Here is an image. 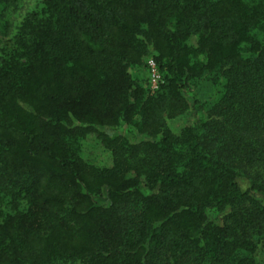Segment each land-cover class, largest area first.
<instances>
[{
    "label": "trees",
    "instance_id": "16d2710c",
    "mask_svg": "<svg viewBox=\"0 0 264 264\" xmlns=\"http://www.w3.org/2000/svg\"><path fill=\"white\" fill-rule=\"evenodd\" d=\"M24 1L0 0V264H260L264 0H41L16 21ZM149 55L155 95L132 72ZM206 73L224 93L174 132ZM121 125L147 140L100 130ZM93 134L109 167L73 151Z\"/></svg>",
    "mask_w": 264,
    "mask_h": 264
},
{
    "label": "rangeland",
    "instance_id": "374dc122",
    "mask_svg": "<svg viewBox=\"0 0 264 264\" xmlns=\"http://www.w3.org/2000/svg\"><path fill=\"white\" fill-rule=\"evenodd\" d=\"M41 8V0H25L20 8V11L16 14V21L20 20L26 13L39 11ZM148 50L149 54L153 55L151 46ZM241 54L243 57L249 56L248 47L246 45L241 48ZM150 55L144 59L143 66L136 67L132 71H135L136 76L140 80H143V83H147L149 81V74L145 64L148 60H153V57ZM224 90V80L218 73H206L197 80L185 82L182 94L188 102V108L181 117L175 118L169 122L172 130L174 132L179 131L183 129V127L193 124L194 120L197 118L204 119L208 110L220 98V96L224 93ZM158 91L152 92L149 89V93L151 95H155ZM100 130L106 131L107 134L118 136L121 140L129 143H137L147 140L146 137L139 135L131 126L128 125H121L120 127L114 129L103 128ZM72 148L84 162L91 166L105 168L111 165V155L101 145L100 138L96 134L89 135L87 138L82 139L78 143H73ZM237 182L240 184L241 188L245 189L247 187V183L244 179L238 178ZM95 201L98 205L106 203V199L104 197H99ZM2 212L3 211L0 209V214H2ZM206 219L207 221H215L217 223L221 221V217L209 211L206 212ZM258 259L260 264H264V250L259 252Z\"/></svg>",
    "mask_w": 264,
    "mask_h": 264
},
{
    "label": "built area",
    "instance_id": "2783aa9c",
    "mask_svg": "<svg viewBox=\"0 0 264 264\" xmlns=\"http://www.w3.org/2000/svg\"><path fill=\"white\" fill-rule=\"evenodd\" d=\"M146 66H147V70L149 74V81H148L149 89L152 92L158 91V89L160 88V85L163 82L162 77L160 73L158 72L157 67L153 60H148L146 62Z\"/></svg>",
    "mask_w": 264,
    "mask_h": 264
}]
</instances>
